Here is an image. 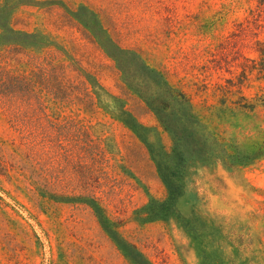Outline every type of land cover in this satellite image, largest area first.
Wrapping results in <instances>:
<instances>
[{
	"label": "rangeland",
	"instance_id": "1",
	"mask_svg": "<svg viewBox=\"0 0 264 264\" xmlns=\"http://www.w3.org/2000/svg\"><path fill=\"white\" fill-rule=\"evenodd\" d=\"M31 1L18 12L15 28L59 36L72 60L60 72L56 99L49 93L48 57L0 51V264H130L90 205L43 197L35 183L56 195H90L111 219L122 222L123 236L153 264H201L200 243L176 218L135 221V211L150 197L163 198L165 188L143 143L116 116L122 106L144 125L157 121L126 91L115 63L66 8L85 4L106 12L124 45L141 47L148 62L196 103L217 104L214 84H224L223 78L243 80L245 67L243 93L249 98L264 94V59L257 52V41H264V15L252 19L263 0H170L182 21L174 30L161 12L162 0ZM220 41L227 44L230 63L207 72L205 54ZM71 61L93 76L101 87L97 92ZM259 110L258 116L214 119L213 126L241 141L256 139L264 132V108ZM263 202L264 160L236 175L221 166H196L178 209L187 219L232 225L248 219ZM262 225L254 230L260 232ZM222 246L231 257L230 248ZM258 248L254 264H264V242Z\"/></svg>",
	"mask_w": 264,
	"mask_h": 264
},
{
	"label": "trees",
	"instance_id": "2",
	"mask_svg": "<svg viewBox=\"0 0 264 264\" xmlns=\"http://www.w3.org/2000/svg\"><path fill=\"white\" fill-rule=\"evenodd\" d=\"M169 1L159 2L163 5L161 12L166 14L165 18L171 24L174 22V30L175 23L181 27L182 21L177 12L167 4ZM31 3V0H0V51H31L48 57L46 64L50 68L51 77L49 93L57 99L60 72L67 70L65 64L72 60L69 46L59 36L46 30L29 32L15 28L18 12ZM257 9L252 14V19L256 16L263 17L264 0ZM66 10L115 63L126 91L139 99L157 121L156 126L144 125L122 106L116 116L143 143L165 188L163 198L150 197L146 205L135 211V221L147 224L176 218L187 233L200 243L198 251L201 264H254V261H258V254L261 252L258 245L264 242L260 238L264 237V202L248 219L232 222V225L227 220L215 225L187 219L178 209V202L186 191V181L196 166H221L229 174L236 175L264 160V132L256 139L241 141L235 135L213 126L214 119L261 115L259 108H264V94L249 98L243 93L244 82L248 81L247 67L242 74L243 80L240 77L223 78L221 80H225L224 84H214V92L219 97L217 104H198L184 88L174 84L164 70L152 66L141 47L124 45L122 35L108 19L106 12L85 4L67 7ZM257 43V52L264 59V41L258 40ZM205 55L210 60V65L204 67L207 72L222 71L230 63V53L225 41H220ZM70 64L94 85V91L101 88L97 82L93 83V76L73 61ZM261 71L264 73V65ZM113 98L116 104L120 103V98ZM151 135L154 141L150 140ZM52 140L54 138L46 139L48 142ZM97 155L104 156L102 152ZM35 185L43 197L80 200L90 205L103 230L114 239L115 245L130 264H153L135 243L123 236L122 222L111 219L90 195L70 198L65 194L51 193L47 186ZM259 222L263 224L260 232L254 230ZM223 244L230 248L231 257L223 249ZM261 260L264 261V258Z\"/></svg>",
	"mask_w": 264,
	"mask_h": 264
}]
</instances>
